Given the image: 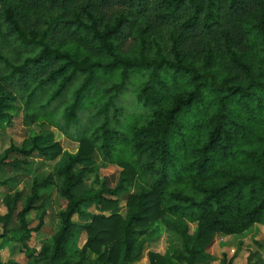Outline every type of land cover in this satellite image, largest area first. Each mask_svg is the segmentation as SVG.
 Wrapping results in <instances>:
<instances>
[{"label":"trees","instance_id":"trees-1","mask_svg":"<svg viewBox=\"0 0 264 264\" xmlns=\"http://www.w3.org/2000/svg\"><path fill=\"white\" fill-rule=\"evenodd\" d=\"M134 74L144 112L119 131L110 122ZM101 78L119 82L93 98ZM88 103L93 121L72 126ZM20 114L26 125L50 120L78 146L36 136L0 155V251L14 242L22 255L6 264H209L216 235L264 223V0H0V131ZM35 157L44 160L33 168ZM97 160L119 171L86 188L83 165ZM136 181L121 215L119 197ZM53 195L65 201L58 226L30 247ZM162 219L178 245L145 256Z\"/></svg>","mask_w":264,"mask_h":264},{"label":"rangeland","instance_id":"rangeland-1","mask_svg":"<svg viewBox=\"0 0 264 264\" xmlns=\"http://www.w3.org/2000/svg\"><path fill=\"white\" fill-rule=\"evenodd\" d=\"M102 79V78H101ZM103 81V83H102ZM141 78L138 74H134L130 80V83L127 86V90L124 92L118 101L117 106L122 107V116L118 117L119 124H116L115 121L110 122V126L116 127L119 131L122 129L120 126L128 124L129 118L134 115H140L144 112L143 107L139 106L140 104L136 103L134 98V93L138 87ZM119 80L107 79L100 80L98 85L96 84L95 89L91 92V97L96 98L99 96V92L102 89L108 88L112 83H117ZM76 87V85L70 87V91L66 94L62 101L59 102L62 109L64 105L68 102L70 98L71 91ZM87 109L85 108L79 114V124L72 126H84L88 120L93 121L95 109L92 104H87ZM26 120L23 114H20L17 119L14 121V127L8 128L5 131H0V155L2 152L7 149L11 144L16 146H21L23 144L29 145L32 139L36 136H40L49 144L59 143L62 150L74 152L77 149V143L69 139L55 127V124L50 120H39L31 125L25 124ZM54 122V121H53ZM61 120L59 121V123ZM93 124L95 122H92ZM71 128L70 132H73ZM80 129V128H79ZM76 130V128H75ZM74 130V131H75ZM35 156V155H34ZM34 167L36 168L41 159L34 158ZM64 160L63 154L56 156L54 159H45L48 167H41L39 171L41 173H47L51 171V167L59 166ZM83 168L87 170L86 178L84 180V186L86 188H97L98 185L94 184L95 177L99 176L102 178H110L113 174H116L119 171L117 167V162L106 163L102 160H97L96 162H89L83 165ZM6 175H12V172L9 171V168H4ZM140 183L136 181L132 187H128L127 190L123 193L118 200V212L121 215L125 214V199L126 196L130 193L137 191ZM7 189L0 187V214H5V208L1 204V197L6 193ZM51 208L47 211V216L45 218V225L41 231L34 235L32 241L30 242V247H38L41 241L48 240L55 229L58 226V220L56 219V213L59 209H63L65 206V201L57 199L56 195H53L51 198ZM86 212L91 214H98V211L95 210L93 206L89 207ZM37 214L35 212L30 213L27 216V220L31 222V226H34L37 223ZM73 221L76 223H84L86 218L83 216H74ZM13 222L11 226H14ZM168 223L165 219L159 220L154 223L148 230V246L145 249L144 255L147 252L158 253L165 257H170L174 248L178 245V241L175 237L170 235L167 230ZM0 226V232H1ZM194 226H190V232L192 233ZM85 237L82 236L79 238L76 243L69 246L70 250H75L79 248L84 243ZM20 246L17 243L12 242L9 246L4 247L0 251V257L3 264H6L9 260L21 261L22 255L20 254ZM206 252L210 255L209 264H220L223 256L225 255L227 260L231 264H264V223L255 224L245 232L236 236H222L216 235L213 239L211 245L207 248ZM146 256V255H145ZM91 258H94L92 255ZM137 264H147L146 257Z\"/></svg>","mask_w":264,"mask_h":264}]
</instances>
